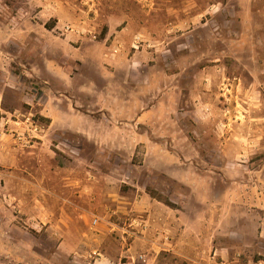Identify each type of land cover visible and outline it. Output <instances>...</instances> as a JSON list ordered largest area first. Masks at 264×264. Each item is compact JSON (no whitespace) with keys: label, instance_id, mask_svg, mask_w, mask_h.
<instances>
[{"label":"rangeland","instance_id":"1","mask_svg":"<svg viewBox=\"0 0 264 264\" xmlns=\"http://www.w3.org/2000/svg\"><path fill=\"white\" fill-rule=\"evenodd\" d=\"M0 264H264V0H0Z\"/></svg>","mask_w":264,"mask_h":264},{"label":"crops","instance_id":"2","mask_svg":"<svg viewBox=\"0 0 264 264\" xmlns=\"http://www.w3.org/2000/svg\"><path fill=\"white\" fill-rule=\"evenodd\" d=\"M134 57H132V58H134ZM154 213L155 212L151 213L152 218H155V215H153ZM182 221H183V219L179 215L174 214L173 219H170L169 222H168V220H165L163 223L166 224L167 226L171 225V227H169L171 230L176 229V230L184 231L182 228Z\"/></svg>","mask_w":264,"mask_h":264},{"label":"trees","instance_id":"3","mask_svg":"<svg viewBox=\"0 0 264 264\" xmlns=\"http://www.w3.org/2000/svg\"><path fill=\"white\" fill-rule=\"evenodd\" d=\"M48 29H50L51 27L48 26L47 24L45 25ZM152 197L156 198L157 200L164 202L165 204L169 205V206H174L168 199L163 198L162 196H160L159 194H157L155 191H150Z\"/></svg>","mask_w":264,"mask_h":264},{"label":"built area","instance_id":"4","mask_svg":"<svg viewBox=\"0 0 264 264\" xmlns=\"http://www.w3.org/2000/svg\"><path fill=\"white\" fill-rule=\"evenodd\" d=\"M140 38H137L136 40H135V48H138V45L140 44ZM94 223H97V219H95L94 221H93Z\"/></svg>","mask_w":264,"mask_h":264}]
</instances>
